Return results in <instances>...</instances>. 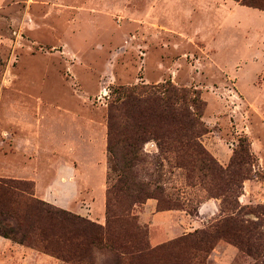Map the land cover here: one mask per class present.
I'll return each instance as SVG.
<instances>
[{"label":"rangeland","instance_id":"374dc122","mask_svg":"<svg viewBox=\"0 0 264 264\" xmlns=\"http://www.w3.org/2000/svg\"><path fill=\"white\" fill-rule=\"evenodd\" d=\"M167 81L196 92L202 102L208 132L200 142L211 156L226 167L247 138L255 172L264 178V19L258 11L234 0H0V171L32 176V168L38 172L42 165L40 186L24 180L31 184L29 195L64 210L40 198L57 195L71 208L64 211L105 228L107 110L120 87ZM141 156L138 180L162 188L161 202L134 206L142 231L122 237L139 241L144 252L94 246L86 262L36 240L0 235V264H264V257L255 261L223 240L208 256L172 247L195 231L191 223L152 247L158 232L149 228L150 207L173 205L196 220L198 206L212 198L189 186L186 172L154 141ZM262 178L244 182L241 205H264ZM74 180L82 188L78 201H72ZM17 193L22 198L10 204L13 217H1V227L14 228L17 212L29 224L30 197Z\"/></svg>","mask_w":264,"mask_h":264},{"label":"trees","instance_id":"16d2710c","mask_svg":"<svg viewBox=\"0 0 264 264\" xmlns=\"http://www.w3.org/2000/svg\"><path fill=\"white\" fill-rule=\"evenodd\" d=\"M234 1L264 10V0ZM117 94L107 110L106 151L110 171L107 173L105 228L34 199L26 191L31 186L26 181L0 179V218L13 217L10 204L22 198L17 192L29 195L25 209L31 214L26 224L25 215L19 217L17 212L14 228L1 227L0 220V235L19 243L36 240L46 249L86 262L94 246L105 245L116 252L130 248L128 254L140 255L144 252L140 242L126 241L129 236L123 238L122 233L142 231L131 213L134 206L152 198L161 202L162 188H152L138 180L137 167L143 160V147L154 141L161 154L172 155L173 165L186 172L189 186H200L210 198L220 201L218 216L210 225L172 242V247L178 244L176 247L208 256L217 242L223 240L255 261L263 258L264 205L250 207L238 201L246 180L254 176L262 178L255 172L256 159L248 139L239 140L229 164L223 167L200 142L208 131L201 121L202 102L196 92L167 81L152 86L120 87ZM175 208L172 205V210ZM168 210L171 207L158 211ZM133 259L139 261L140 257Z\"/></svg>","mask_w":264,"mask_h":264},{"label":"crops","instance_id":"0c3cea01","mask_svg":"<svg viewBox=\"0 0 264 264\" xmlns=\"http://www.w3.org/2000/svg\"><path fill=\"white\" fill-rule=\"evenodd\" d=\"M253 11H258L260 13V16L262 17V19H264V10H260V9H256V8H252ZM105 145L106 147V140L102 141V148ZM30 159H27V161ZM21 165L23 167H27L26 163H21ZM34 167L32 168V176H24L22 174H17V173H10L8 171H0V175H7L11 178H14L15 180H31L35 183V186L38 187L40 186L41 182L43 183V177L41 175L42 170H43V166H39V168H37V171H34ZM104 175V169L102 171L101 176L103 177ZM71 176L73 177V173L71 174ZM86 182V181H85ZM60 184V182H59ZM57 183L54 184V188H57ZM73 185L74 189L72 190V201H78L81 197V186H78L76 184V181L74 180V182L71 184ZM103 197V196H102ZM101 197V199H102ZM41 199H43L44 201L53 204L59 208H62L64 210L70 211L71 208L69 205H64L61 201V197L57 195L55 196H40ZM147 206V204L145 205ZM153 210V211H151ZM151 211V222L149 223V228L150 230H157V236L156 237H151L150 238V242L152 247L155 246H159L162 242H164L165 239L169 238V236L171 235V233H175L177 232L178 228H181V223L182 224H187L191 223V224H195V228L193 230H196L198 228H200V224H202L203 222H206L208 220H210L212 217L216 216V214L218 213V201L215 199H207L204 202H202L198 208H197V217L196 220L191 219L188 215L185 214V212L182 211H175V210H168V211H158L156 210V208L154 207L153 209L150 207ZM78 214H80L79 212H77ZM192 230V231H193Z\"/></svg>","mask_w":264,"mask_h":264}]
</instances>
